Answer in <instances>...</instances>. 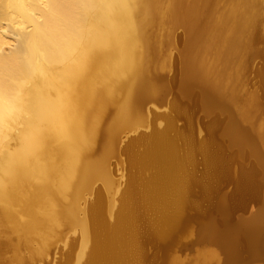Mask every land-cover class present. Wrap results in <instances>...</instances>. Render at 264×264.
Masks as SVG:
<instances>
[{
    "label": "bare ground",
    "instance_id": "1",
    "mask_svg": "<svg viewBox=\"0 0 264 264\" xmlns=\"http://www.w3.org/2000/svg\"><path fill=\"white\" fill-rule=\"evenodd\" d=\"M258 1L228 0L225 10L208 15L211 19L200 28L203 21L197 20L209 6L206 0H0V264H35L77 232L79 262L91 246L85 264H116L132 243L141 249L156 244L163 255L181 236L187 239L185 212L200 210L201 201L216 202L217 182L230 177L229 166L211 152L213 136L207 143L196 142L191 118L180 103H172L176 117H170L164 131L132 141L136 145L148 138L143 152L123 148V139L150 129L149 105L162 109L167 103L162 76L167 62L161 51L165 43L172 44L157 29L167 24L186 27L192 37L182 76L205 83L226 100L240 101L244 56L262 12ZM237 104L238 113L252 114L256 99ZM177 118L186 120L184 130L176 127ZM253 132L264 141L263 123ZM229 134L236 145L247 142L248 134L239 126ZM122 155H127L132 175L117 220L109 226L105 211L113 213L119 192L111 161L121 165ZM251 178L237 182L240 204L231 196L221 203L217 198L220 206L238 208L256 194ZM99 183L103 186L97 191ZM195 187L203 193L200 201H193ZM100 190L104 199L98 197L88 209L89 198ZM138 209L156 211L158 217L139 228ZM208 209L198 211L200 216ZM258 220L255 216L245 224ZM215 226L208 229L224 250L221 264H234L235 238L228 228L218 231ZM249 249L258 254L256 238L250 239ZM14 252L17 258L6 262L4 256Z\"/></svg>",
    "mask_w": 264,
    "mask_h": 264
},
{
    "label": "rangeland",
    "instance_id": "2",
    "mask_svg": "<svg viewBox=\"0 0 264 264\" xmlns=\"http://www.w3.org/2000/svg\"><path fill=\"white\" fill-rule=\"evenodd\" d=\"M206 1L209 6H207L206 10H204L202 17L200 16L201 19H198L200 21L197 20L198 23L199 22L201 23V21H203L202 24H199V27L201 26L200 28H202L203 24H206V22H208L211 19L210 17L211 15L221 14V12L225 10L226 4L228 2V0L227 1L206 0ZM215 7L217 9H215ZM214 9L216 11H214ZM259 9L262 11L261 12L262 14L259 13L260 11ZM257 10L259 13L258 17L260 19L256 21L254 25L255 27H253V31H252L253 34L251 33L250 46L248 48V52L249 51L250 52L249 53L246 52L244 56V59L246 58L245 60L246 63L244 68L245 72L244 71L242 72L243 91L242 94H240L241 95L240 101L236 103L231 99L229 100L228 97H227L228 100L227 101L225 99L226 95L223 96L220 93L217 94L218 92L213 91L208 85H207L208 87L205 86L206 85L205 83L195 81L194 79L186 77L185 75L183 77L182 76L183 74H181L182 71H180L182 69L183 55L187 54L189 50L188 47H190L189 45L191 44L192 41L191 35L189 34L191 38L189 37V35H187L189 33V30L186 27H183L182 25L173 26L172 23L163 26V28L159 27V25L157 24L156 26L160 28L157 29L162 30V38L164 37V32H165V36L170 39V42L172 44L169 45L170 43H167L166 45L165 43L161 51V56H163L164 59H166L165 62H167L164 73L162 74V76L164 77V81H166L165 84L168 86V91H169L166 99L167 103L163 105V107H161L162 109H158L153 104L149 105V113H150L149 120L152 125L150 129L149 128L144 130L142 129L136 134L126 135L123 139V144H122L123 148L130 147V150L133 149L132 151L135 153L143 152L146 149L145 147H147L149 141L148 138L145 137L146 138L145 140L144 137L141 138L142 141L139 140L141 142H137L136 145L135 142L132 141L133 140L137 141L136 139H139L140 136L143 134L147 136L150 135L152 132L158 133L164 131L168 127L167 124L168 121L170 120V117L171 119L172 117L173 118L176 117L175 111L171 108L172 103L174 104L180 103L183 108L182 110L185 111V117H188L189 119L191 118L192 120L190 127L193 128V132H195V134L193 133L194 134L193 137L195 138L196 142H199L201 144H204V142L207 143L208 140L210 141L211 137L213 136L212 137L213 144L211 142V147H213L212 145H214V148H211L212 149L211 152L219 155L222 166L224 167L229 166L230 170L228 169L229 170L228 172L230 174V177L228 180L223 179L217 182L216 186H217V192L219 194L217 195V198L219 200L216 198L214 201L217 202L218 200L221 203V199H223V197L228 198L232 196V198H236L237 202L240 204L239 202L241 201L240 197L238 196L235 197V196L238 193L236 190L237 182L243 176L252 177L251 179L256 187L257 193L251 195L250 198H247L245 200V203L241 204L240 207L234 208L233 206H231L230 210L221 207L220 203L218 202L216 203L213 201L214 202V203L212 202L213 204L210 203L209 205H206L208 203L201 201L200 206L202 205L203 206L200 208V210L204 211L208 209V206L209 209L210 208L211 209L210 210L208 209L209 211L207 210L205 216L204 215L200 216V213L198 212L200 210L197 209L196 210L190 209L188 212H185V216H188L186 217L188 219L187 224H189L188 229L190 230L191 228V230L190 232L189 230H186L185 233H187V239H185L186 234L184 233L185 235L184 234L183 235L185 237L181 236V240H179V242L177 243L178 246L177 244L174 245L176 247L173 246L174 248H172V250L169 253H165L162 255L156 244L153 245L145 244L142 247L143 249L142 250L140 246L138 247L137 244L132 243L130 245L131 247L129 246V249H127L126 251L128 256L126 253H124L123 256L120 257V259H117L118 261L116 260L117 262L115 261L116 264L119 263L122 264V262L123 264L124 263L145 264L144 258L153 261L151 264H170V263L172 264L174 260H178L180 264H221L223 263L222 256L224 254L223 253L224 250L220 246H218L216 239L217 237L214 236V234L211 233L208 229L209 224L215 226V223H216L215 227L216 229H218V231L221 230L224 231L228 228L227 230L230 231L232 233V236L235 238L237 264H264L263 263L264 262L263 260L264 259V158H263L264 141L257 138L255 132H253L255 126L262 123L264 124V88H263L264 87V15H263L264 0L258 1ZM205 16L206 17L208 16V19ZM202 18H206V19L203 20ZM168 25L170 27L172 25L173 28L172 27L170 28ZM166 32H168L167 34L170 33L171 35L169 34L167 36ZM164 39L167 38L164 37ZM169 39L165 41L169 42ZM11 40L12 42L15 41V39L13 38ZM189 42L190 44L187 45ZM166 46H169V48H167ZM184 49L186 50V52L184 51ZM197 82L201 85L197 84ZM250 97L256 99V108L253 109L254 111H252V114L250 112L242 113V111L241 113H238L240 107L237 106L238 105L237 103L239 104L242 103L244 105L248 104ZM244 101L246 103H244ZM234 105L236 106L234 107ZM236 108L239 110H237ZM247 113L248 115L246 116ZM244 114H245L244 118L246 117L245 119L243 118ZM250 116L251 118L249 119L248 117ZM185 122H186L185 119L177 118V120H175L176 127L184 130V128H186ZM238 126L239 129L241 127L242 132L248 134L249 140L247 139L246 143L244 142L239 144L237 143L238 145L237 146L236 142L234 143L233 141H231L230 139L231 135L229 133L232 128L235 129L238 128ZM247 131H249V133ZM227 134L230 136L227 137ZM213 138L216 142L215 144ZM128 145L130 146L128 147ZM219 146H221L222 149ZM215 147L216 148L219 147L220 149L216 151ZM220 150H224V151L222 152ZM255 150H257V152H260L259 153L260 157L258 155H254ZM128 161L129 160L127 155H122L121 165H118V163L115 160L111 161V170L118 184L119 192L117 195L116 205L113 209L114 210L113 213L110 214L108 213V211H105L104 218L109 226L115 224L117 220L118 210L122 205L121 204V198L123 197L122 195L125 193V191L128 189L129 186V180L131 178L130 176L132 175V171L130 170ZM199 166L197 167L198 169L197 173L198 175H201L200 172L203 171V167L201 165ZM145 175H147L146 177H151L152 172L147 171ZM102 186L103 185L99 183L96 188L97 191L99 188H102ZM104 195H105L104 190H100L99 192H96L92 197H90L89 198L90 202L88 204L89 207L87 206L88 209L92 204L94 205L98 197H102L104 199L105 197ZM192 198L193 201L202 200L203 193L199 187H195L193 189ZM136 211L137 212H134L136 213V215H138L139 212L142 214V215L139 214V216L142 217V218L140 217V220L138 221L139 228L144 227L145 224L148 223V221L153 222L158 217L156 211H151L148 213H145L146 210H142V209L141 210L138 209ZM254 215L259 217L258 222L253 226L246 225L245 224L246 220L255 217ZM165 227L163 228V230L166 231L169 227L168 228ZM206 237L212 242L209 243L208 242L209 240L206 241ZM251 238H256L258 241L257 255H253L249 249V241ZM201 239L202 240L205 239V240L202 241ZM80 241H81V236L79 232L70 234V236L65 242L56 243L53 251L48 256H45L43 260H40L35 264H68L69 262H71L72 264H85L86 259L91 252V246H89V248L86 249L85 251V259L79 262L77 256L80 251L79 248ZM209 250H211V253H208L210 254V258H208V254L206 256H202L204 251L209 252ZM9 254H7V257L4 256L5 259L7 260L6 262H8V259L11 260V257H12L11 261H13L14 257H16L15 252L11 253V255ZM124 255H125V259H124ZM212 255H214L213 259H212ZM219 256H221V259ZM215 257H219V259H215ZM4 261L5 260H3L2 262ZM236 262L234 264H236ZM9 263H13V262H9Z\"/></svg>",
    "mask_w": 264,
    "mask_h": 264
}]
</instances>
